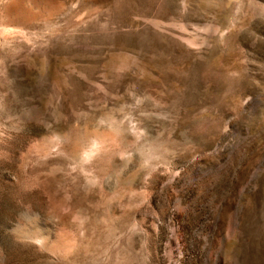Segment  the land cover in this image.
Returning a JSON list of instances; mask_svg holds the SVG:
<instances>
[{"label":"rangeland","instance_id":"374dc122","mask_svg":"<svg viewBox=\"0 0 264 264\" xmlns=\"http://www.w3.org/2000/svg\"><path fill=\"white\" fill-rule=\"evenodd\" d=\"M0 264H264V0H0Z\"/></svg>","mask_w":264,"mask_h":264}]
</instances>
